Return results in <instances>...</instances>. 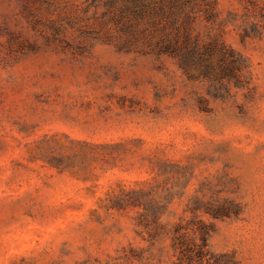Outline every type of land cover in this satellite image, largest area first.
<instances>
[{
  "label": "rangeland",
  "instance_id": "obj_1",
  "mask_svg": "<svg viewBox=\"0 0 264 264\" xmlns=\"http://www.w3.org/2000/svg\"><path fill=\"white\" fill-rule=\"evenodd\" d=\"M215 2L193 31L236 75L106 0H0V264H174L194 217L223 264H264V0Z\"/></svg>",
  "mask_w": 264,
  "mask_h": 264
},
{
  "label": "trees",
  "instance_id": "obj_2",
  "mask_svg": "<svg viewBox=\"0 0 264 264\" xmlns=\"http://www.w3.org/2000/svg\"><path fill=\"white\" fill-rule=\"evenodd\" d=\"M215 3V0H106L105 16L122 24L129 37L149 31L155 38L151 45L157 51H186L179 55L184 66L195 59L196 63L206 62L209 74L217 72L213 52L229 51L222 53L218 68L236 75L241 70V60L234 50L216 40L207 45L193 31L199 17L212 19ZM142 22L146 25L144 29L138 27ZM152 24L160 27L149 30ZM198 51L206 52L197 59ZM211 230L210 224L197 217L178 222L173 232L174 264H223L211 248Z\"/></svg>",
  "mask_w": 264,
  "mask_h": 264
}]
</instances>
